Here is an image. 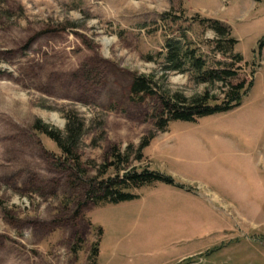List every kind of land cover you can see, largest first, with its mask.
<instances>
[{"label": "rangeland", "instance_id": "rangeland-1", "mask_svg": "<svg viewBox=\"0 0 264 264\" xmlns=\"http://www.w3.org/2000/svg\"><path fill=\"white\" fill-rule=\"evenodd\" d=\"M197 14L229 24L244 60L218 52ZM180 35L208 66L240 65L232 83L252 84L240 106L163 132L158 96H130L135 74L188 96L222 85L164 72L165 41ZM263 41L264 0H0V264H91L97 240L95 264H264ZM63 108L105 122L104 139L96 126L83 138V178L33 127L64 129ZM152 131L131 167L186 188L156 180L135 200L95 204L87 192L98 165Z\"/></svg>", "mask_w": 264, "mask_h": 264}, {"label": "trees", "instance_id": "trees-1", "mask_svg": "<svg viewBox=\"0 0 264 264\" xmlns=\"http://www.w3.org/2000/svg\"><path fill=\"white\" fill-rule=\"evenodd\" d=\"M196 17H198L199 23L217 33L218 39L215 48L218 52L234 59L235 63L244 60L243 54L235 51L238 39L232 35V28L229 24L217 18L201 17L199 14ZM193 44L187 35L168 37L164 49L160 53L162 69L165 73H187L195 83L213 85L221 83L220 92L211 93L207 88L201 93L188 96L181 91H159L155 77L135 74L131 81V98L138 101L143 100L148 95H157L159 98L160 112L155 116V130L167 131L172 121L197 122L202 117L230 111L242 104L252 84V80L232 83V79L239 74L240 65L235 67V64L228 63L229 65H226L224 62L222 67L208 66L206 59L200 53V49L194 47ZM261 45L264 46V41ZM62 110L66 119L64 129L44 123L41 119L36 120L33 127L56 142L62 152L61 158L64 159V162L69 163L83 178L87 172L83 167L84 162L80 152L83 138L91 126V128L96 126L102 131L100 140L104 139L105 122L102 118L95 117L90 121V124L76 109L63 108ZM155 134L156 131H152L148 136L143 137L136 149L129 145L124 152L119 147H113L110 150L108 155L112 160L98 165L99 167H96L97 175L88 180L89 190L87 194L95 204H118L135 200L139 198V194L134 189H139L156 180L164 181L178 188H186L185 184L177 182L173 176L167 173L149 167L142 169H138L136 166L131 167L132 154L135 153V160L142 161L144 149L150 145ZM110 168L115 169L116 174L104 177ZM98 253L97 240L90 254L91 264L96 263Z\"/></svg>", "mask_w": 264, "mask_h": 264}, {"label": "crops", "instance_id": "crops-1", "mask_svg": "<svg viewBox=\"0 0 264 264\" xmlns=\"http://www.w3.org/2000/svg\"><path fill=\"white\" fill-rule=\"evenodd\" d=\"M183 195H184V196H187V193L185 192V193H183ZM190 195H191V194H190Z\"/></svg>", "mask_w": 264, "mask_h": 264}]
</instances>
